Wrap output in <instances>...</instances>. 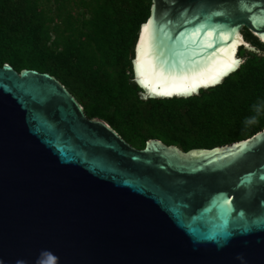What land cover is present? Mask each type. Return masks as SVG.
<instances>
[{"label": "water", "instance_id": "95a60500", "mask_svg": "<svg viewBox=\"0 0 264 264\" xmlns=\"http://www.w3.org/2000/svg\"><path fill=\"white\" fill-rule=\"evenodd\" d=\"M244 28L264 43V0H152L132 80L145 97L212 87L258 51ZM0 264H264V128L137 148L51 74L2 64Z\"/></svg>", "mask_w": 264, "mask_h": 264}, {"label": "trees", "instance_id": "16d2710c", "mask_svg": "<svg viewBox=\"0 0 264 264\" xmlns=\"http://www.w3.org/2000/svg\"><path fill=\"white\" fill-rule=\"evenodd\" d=\"M151 5L152 0H0V66L51 74L87 117L104 120L137 148L149 138L182 151L213 148L263 129L264 43L247 28L243 37L258 51L240 46L243 62L218 84L186 97L142 95L132 80L131 57ZM74 7L80 9L76 14Z\"/></svg>", "mask_w": 264, "mask_h": 264}, {"label": "rangeland", "instance_id": "374dc122", "mask_svg": "<svg viewBox=\"0 0 264 264\" xmlns=\"http://www.w3.org/2000/svg\"><path fill=\"white\" fill-rule=\"evenodd\" d=\"M54 4H55V3H53V2L51 3L52 7H54ZM78 11H80V9H79L78 7H74L73 12L76 14ZM52 13H53V12H52ZM81 13L84 14V11L81 10ZM143 96H144V95H143ZM144 97H145V96H144Z\"/></svg>", "mask_w": 264, "mask_h": 264}, {"label": "bare ground", "instance_id": "6f19581e", "mask_svg": "<svg viewBox=\"0 0 264 264\" xmlns=\"http://www.w3.org/2000/svg\"><path fill=\"white\" fill-rule=\"evenodd\" d=\"M237 35H238V34H237ZM238 37H239V41H241V37H240V35H238ZM238 44H239V43H238ZM238 44H237V45H238ZM237 45H236V46H237ZM236 46H235V49H236ZM233 57L235 58V53H234ZM197 89H198V88H197ZM197 89H196L195 91H197ZM190 93H191V92H190ZM187 94H189V93H187ZM168 96H170V95H168Z\"/></svg>", "mask_w": 264, "mask_h": 264}]
</instances>
